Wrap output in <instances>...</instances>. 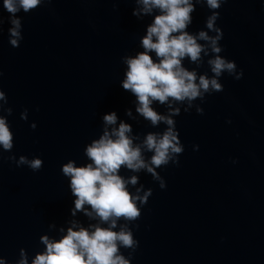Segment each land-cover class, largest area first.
<instances>
[{
  "label": "water",
  "instance_id": "water-1",
  "mask_svg": "<svg viewBox=\"0 0 264 264\" xmlns=\"http://www.w3.org/2000/svg\"><path fill=\"white\" fill-rule=\"evenodd\" d=\"M134 7L127 0H53L18 13L23 40L14 48L0 0V85L6 107L13 109L7 119L14 134L13 149L0 161V255L8 264H15L21 248L31 264L44 247L40 236L58 239L70 221L97 223L80 212L71 215L75 198L61 167L69 160L77 166L88 162L84 148L102 134L104 114L115 111L141 139L164 130L136 113L135 98L120 84L126 70L121 58L142 50L139 40L152 19L138 20ZM219 12L220 55L234 61L243 77L223 74L222 92L195 101L203 115L181 106L174 117L184 145L179 166L157 169L166 188L150 174L121 170L125 178L139 175L145 189L153 190L140 219L130 225L139 241L131 264H264V0H228ZM208 15L206 6L196 5L188 30L205 29ZM204 59L197 71L212 75ZM184 65L196 67L188 60ZM24 109L27 121L20 118ZM10 155L39 157L43 167H17ZM121 251L128 256L130 250Z\"/></svg>",
  "mask_w": 264,
  "mask_h": 264
},
{
  "label": "clouds",
  "instance_id": "clouds-1",
  "mask_svg": "<svg viewBox=\"0 0 264 264\" xmlns=\"http://www.w3.org/2000/svg\"><path fill=\"white\" fill-rule=\"evenodd\" d=\"M53 0H2V8L9 14V44L18 48L23 40L21 11L34 12L42 5ZM135 7L132 15L138 20L152 17L146 25L145 34L140 37L135 55H124L121 61L126 65L124 78L120 82L124 91L135 98V111L152 128L163 124V131H149L133 134L129 123L119 120L115 111L102 116V134L93 139L84 148L87 163L77 166L75 160H69L61 167L64 177L69 180L71 195L75 198L71 215L78 212L97 223L82 226L78 221H70L66 234L58 239L41 235L39 240L44 246L35 254L31 264H131L132 254L139 247L130 225L142 215L141 207L146 205L152 195V189H145L139 175L129 178L122 176L121 170L132 173L150 174L161 189L166 182L157 169L169 164L179 166V156L184 145L179 138L174 117L195 108L200 115L204 109L195 101H205L206 95L222 92L220 77L227 73L236 80L243 77V70L237 69L234 61L220 55L223 51L220 41L223 31L217 26L219 9L228 0H127ZM196 5L206 6L210 15L206 17L205 29L195 33L188 29L193 23L192 13ZM4 17L0 14V34L3 33ZM214 33V34H210ZM154 54V55H153ZM206 63L208 72L199 73L198 68ZM188 60L195 65L191 70L184 65ZM3 72L0 71V80ZM161 105L166 112L161 113L154 105ZM8 97L0 85V161L3 152H11L14 147V134L7 119L13 109L6 107ZM125 115L135 119L131 109ZM20 118L28 120V110L20 113ZM119 121V122H118ZM228 123H231L229 120ZM35 130L37 125L31 123ZM194 151L199 145L193 146ZM147 153H151L147 156ZM17 167L27 166L32 171L43 167L39 157L29 159L21 155L7 158ZM236 163L235 160L232 161ZM135 188V192L129 188ZM54 223L49 224L54 229ZM138 228L139 225H136ZM61 233L65 232L60 228ZM121 249L130 250L125 256ZM0 264H8L0 255ZM15 264H29L26 249L19 250Z\"/></svg>",
  "mask_w": 264,
  "mask_h": 264
}]
</instances>
